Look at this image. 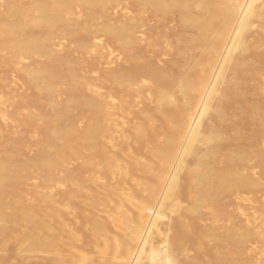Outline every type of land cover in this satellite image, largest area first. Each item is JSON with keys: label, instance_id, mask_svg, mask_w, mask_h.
<instances>
[{"label": "bare ground", "instance_id": "bare-ground-1", "mask_svg": "<svg viewBox=\"0 0 264 264\" xmlns=\"http://www.w3.org/2000/svg\"><path fill=\"white\" fill-rule=\"evenodd\" d=\"M0 264H264V0H0Z\"/></svg>", "mask_w": 264, "mask_h": 264}, {"label": "rangeland", "instance_id": "rangeland-1", "mask_svg": "<svg viewBox=\"0 0 264 264\" xmlns=\"http://www.w3.org/2000/svg\"><path fill=\"white\" fill-rule=\"evenodd\" d=\"M30 97V96H29ZM29 100L31 101V99L29 98Z\"/></svg>", "mask_w": 264, "mask_h": 264}]
</instances>
